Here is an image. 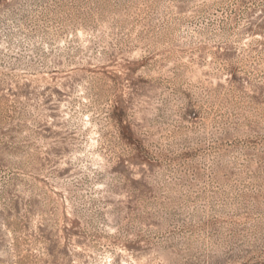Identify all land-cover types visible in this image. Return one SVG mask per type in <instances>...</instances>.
<instances>
[{
    "label": "rangeland",
    "instance_id": "374dc122",
    "mask_svg": "<svg viewBox=\"0 0 264 264\" xmlns=\"http://www.w3.org/2000/svg\"><path fill=\"white\" fill-rule=\"evenodd\" d=\"M0 264H264V0H0Z\"/></svg>",
    "mask_w": 264,
    "mask_h": 264
}]
</instances>
